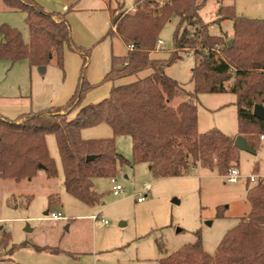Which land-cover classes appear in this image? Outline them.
Here are the masks:
<instances>
[{
    "label": "trees",
    "instance_id": "obj_1",
    "mask_svg": "<svg viewBox=\"0 0 264 264\" xmlns=\"http://www.w3.org/2000/svg\"><path fill=\"white\" fill-rule=\"evenodd\" d=\"M0 4L23 13L28 31L25 42L15 28L0 25V61H25L38 68L55 59L63 70L66 46L80 56L82 65L76 88L64 105L24 113L13 120L0 115V180L21 183L42 173L47 179H56L47 136L54 137L64 191L89 207L102 198L93 189V180L116 178L117 169L124 165L147 164L150 173L160 179L182 177L194 167L216 171L223 178L230 167H238L239 150L234 146L235 137L218 129L198 132L197 102L202 94H233L238 135L254 152L259 148L264 122L252 112L255 105L264 106V20L240 17L229 5L219 7L217 18L206 24L198 14L202 7L198 0H134V12H110L106 34L117 35L126 48L133 45V49L124 56L111 57V69L102 79V83H112L108 97L84 105L86 94L95 88L86 80L92 49L73 42L67 13L49 12L33 0H0ZM173 17L178 20L172 36L174 49L164 60L155 59L156 42ZM226 21L233 31L231 47L225 35L209 32L211 26ZM186 27H196L194 34ZM189 52L193 54V87L186 91L165 70ZM145 71L148 73L139 77ZM133 77V82L117 85ZM179 98L186 100L172 104ZM103 124L110 127L111 137L82 139L83 130ZM119 137L131 142V162L116 151L115 139ZM246 186L250 209L225 233L213 255L203 250L201 234L196 231L193 243L157 264H264V182ZM58 202V195L48 196L47 212ZM222 210L217 208L218 218L223 216ZM0 231V246L7 247L9 234L3 228ZM17 247H9L6 260Z\"/></svg>",
    "mask_w": 264,
    "mask_h": 264
},
{
    "label": "rangeland",
    "instance_id": "obj_2",
    "mask_svg": "<svg viewBox=\"0 0 264 264\" xmlns=\"http://www.w3.org/2000/svg\"><path fill=\"white\" fill-rule=\"evenodd\" d=\"M115 1L112 14L131 13L136 9L133 6L134 0ZM198 1L202 3L198 14L206 24L217 18L219 7L229 5L234 6L235 13L240 17L264 20V0ZM23 19V13L9 10L0 4V25L8 24L15 28L27 42L28 31ZM177 22V18L173 17L163 27L159 40L164 42V48L156 47L153 58L164 60L173 51L172 36ZM195 28L186 27L192 35ZM108 30L106 28L102 32L96 43L93 42L99 37L95 34L88 35V44L96 45V57L102 58L106 64L112 56H124L128 50L117 36L104 38ZM209 32L223 34L228 40L233 36L229 21L211 26ZM183 56L179 62L168 67L165 73L186 91H191L193 54L189 52ZM25 63L23 61L10 67L8 61H0V105L11 106L14 103L24 106L26 103L31 113H39L55 106L62 100L60 89L68 77L65 69L63 71L51 62L41 72L40 67L29 70ZM147 73L148 71L142 72L139 77ZM133 80L134 77L127 78L117 82V85ZM107 86L106 84L94 90L85 103L91 102L93 96L100 98ZM216 97L234 98L229 93L223 96L199 95L198 132L204 133L214 128L225 131V134L221 132L226 135L237 131V108L234 105H229L226 110L207 111L220 101ZM104 98L106 97L102 99ZM182 100L186 98L175 99L172 104ZM90 133H95L94 136L98 138L104 135L101 131ZM46 143L50 157L55 159L56 179H47L42 173L31 183L0 180V228L10 237L7 247L0 246V259H3L0 264H157L158 260L170 256L186 244L193 243V234L196 231L201 234L203 250L213 255L225 233L237 225L239 219L246 216L250 209L248 201L245 200L247 180L246 183L241 180L228 184L216 173L211 174L200 167L189 176L161 180L150 173L149 166L144 163L136 166L124 165L117 169L115 180L122 187L118 196L113 195L109 178L95 179L94 190L102 198L98 204L87 207L63 190L62 166L53 136H47ZM115 146L116 151L131 162L129 139L116 138ZM240 155L238 170L242 178L254 175L253 169L256 167L260 172L264 170V140L261 141V138L256 152ZM144 189L149 190L148 194L143 193ZM46 191L59 196V209L67 218L66 221L45 220L43 213L48 210ZM138 197H144V201L137 202ZM56 205L54 204V209ZM219 207H223L221 218L216 216ZM90 215L97 218L86 217ZM12 245L18 247L11 260H6V252ZM34 246L47 247L48 250L38 252ZM53 249L58 253L52 254Z\"/></svg>",
    "mask_w": 264,
    "mask_h": 264
},
{
    "label": "crops",
    "instance_id": "obj_3",
    "mask_svg": "<svg viewBox=\"0 0 264 264\" xmlns=\"http://www.w3.org/2000/svg\"><path fill=\"white\" fill-rule=\"evenodd\" d=\"M33 2L35 4L36 3L39 4L40 6H42L45 10H47L49 12L54 11V12H60V13H67L66 19L68 20L69 25H70V31L72 34L73 42L77 46H80L82 48L92 49L90 59H89V65L90 66L88 67V69L86 71V80L91 85L95 86V88L86 94V96H85L86 98H85L83 104L87 105V103H85V101H86L89 94L94 92V90H97V88L102 87L103 85H106V84L108 86H107V88L104 89L105 93H102L100 98H96V96H93L92 98L94 100L92 99V101L88 102V103H95L96 101L101 100L104 96L108 97L109 91L112 87V83H102V81H103L102 79H103L104 75L106 73H108L111 69V64H110L111 58H110V61L108 62V64H109L108 65L104 62V60L102 58L96 57V55H95L96 49H94L96 45L95 44H88L89 43L88 37H90L88 35L92 36V34L93 35L95 34L96 37H99V38H95L97 40H95V42H93V43H96L100 39V37L102 36L101 35L102 32L106 28L109 29L110 19H111L110 12L113 9V4H115L116 1L115 0H33ZM133 6H134V4H133ZM116 36H114V37H116ZM104 38H107L106 35L104 36ZM109 38H112V37H109ZM92 39H94V38H92ZM63 50H64V52H63L62 66H63V71L65 69L68 77L66 78V81L62 83V86L60 89V94H61L62 100L57 102V104L55 106H62L71 98V95L73 94V92L76 88V85L78 82L77 79H78L79 72H80V69L82 66L81 65V58L77 53L73 52L72 50H68L66 46H64ZM51 62L55 63V59L52 60ZM18 63H21V62H18ZM18 63L10 64V67H12ZM25 64L27 65L29 70L38 69L36 67H29L27 63H25ZM45 67L47 68V66H45ZM229 94H231V93H229ZM216 95L223 96V95H228V94H216ZM216 100H220V101L217 102L212 107H209L208 110L206 109L207 111L213 112L214 110L215 111L226 110L229 105H234L233 103H235V96L233 99L232 98L219 99L216 97ZM55 106H52V107H55ZM29 112H31V109L28 110V106L26 103L24 106L14 104V103H12L11 106H9V104H8V106L0 105V115L3 116L4 118L8 119V120L9 119L13 120V119L17 118L18 116L23 115L24 113H29ZM236 114H237V110H236ZM198 122H199V111H198V115H197V124H198ZM103 125H99L96 127L87 128V129L83 130L81 132L82 139H84V140L103 139V138L111 137L112 131H111L110 127H108L105 124H103ZM198 127H199V124H198ZM99 131L104 133L102 138H98L97 136H94L95 133H90V132H99ZM221 131H223V130H221ZM223 132H224V134L226 133L225 131H223ZM226 135H228V136L230 135L233 137L239 136L238 135V128H237V131H232V133H229ZM260 138H261V141L264 140V136H261ZM46 145H47V143H46ZM241 153H245V152L239 151V155ZM49 155H50V152H49ZM240 157H241V155H240ZM58 158H59V155H58ZM57 168H58V165H57ZM237 168L239 169V165ZM148 169H149V167H148ZM198 169H199V167H194V168L190 169L188 171V173L183 175L182 177H175V178H183L186 175L189 176V175H191L192 172L197 171ZM253 170H254V173H253L254 175H257L258 177L264 176L263 168H262V170H263L262 172H260V170H258V167L254 168ZM209 172H211V171H209ZM215 173L217 174L216 171L211 172V174H215ZM38 176H41V174H39ZM38 176H36V177H38ZM219 177L222 178L221 176H219ZM94 180H93V189H94ZM161 180H164V179H161ZM241 180H244L246 183L247 179L242 178ZM32 181H33V179L31 181H27V182L31 183ZM245 186H246V184H245ZM46 192H48V193H46V194H48V196L55 195L51 191H46ZM59 205H61V199L60 198H59L58 204L56 205V208L53 211H58V212L61 211L59 209ZM81 205H83V204L81 203ZM87 207H89V206H87ZM46 212L47 211H44L43 214L45 215ZM92 216L93 215L86 216V217H90L92 219ZM84 217L79 216V218H84ZM66 220H67V218H65L64 220H59V221H66ZM47 221H49V220H47ZM59 221H52V222H59ZM0 229H2V228H0ZM53 250H55V249H53Z\"/></svg>",
    "mask_w": 264,
    "mask_h": 264
},
{
    "label": "built area",
    "instance_id": "obj_4",
    "mask_svg": "<svg viewBox=\"0 0 264 264\" xmlns=\"http://www.w3.org/2000/svg\"><path fill=\"white\" fill-rule=\"evenodd\" d=\"M132 9L134 10V8ZM163 46H164V42L158 39L156 42L157 49H163L164 48ZM127 48L131 51L133 49V45L132 46L130 45ZM223 179L228 184H231V183H238L242 179V177H241V174L238 168L233 166V167H230V169L228 170L227 174L223 177ZM246 179L250 183L264 182V176L258 177L257 175H251L249 177H246ZM110 183H111V190H112L113 195L118 196L122 191V187L117 184L115 178H110ZM148 192H149L148 189H144L143 191L144 194H148ZM143 201H144V197L137 198V202H143ZM96 218H97L96 216H92V219H96ZM45 219L49 221H59V220H64L65 217L63 216L61 211L59 212L51 211V212H47V215H45ZM0 222L2 221L0 220ZM106 223L107 222H105V225Z\"/></svg>",
    "mask_w": 264,
    "mask_h": 264
},
{
    "label": "water",
    "instance_id": "obj_5",
    "mask_svg": "<svg viewBox=\"0 0 264 264\" xmlns=\"http://www.w3.org/2000/svg\"><path fill=\"white\" fill-rule=\"evenodd\" d=\"M229 47H231L232 45V40H228L226 43ZM41 72L45 71L44 67H40L39 69ZM253 116L258 119L259 121H263L264 122V106L262 105H255L253 108V112H252ZM234 146L242 152H247V153H254V151L251 149V147L248 145L247 141L245 139H243L241 136H236L235 137V141H234ZM92 157H88L87 159H91ZM42 168V166L40 167V169ZM45 215H47V212L45 213ZM28 229H26V231H28Z\"/></svg>",
    "mask_w": 264,
    "mask_h": 264
}]
</instances>
